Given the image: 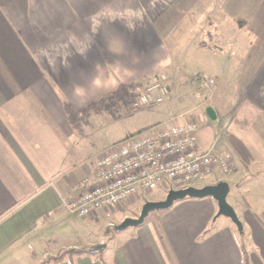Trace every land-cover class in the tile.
Segmentation results:
<instances>
[{
    "label": "crops",
    "instance_id": "0c3cea01",
    "mask_svg": "<svg viewBox=\"0 0 264 264\" xmlns=\"http://www.w3.org/2000/svg\"><path fill=\"white\" fill-rule=\"evenodd\" d=\"M127 10L139 16L134 31L119 19H104L84 56L73 47L65 65L42 55L60 49L70 35L87 33L90 17ZM177 30L210 39L207 49L193 42L196 50L213 48L217 71L204 74L220 88L204 128L217 127L212 138L199 127L196 138L202 151L232 156L227 203L242 231L227 218H215L216 202L205 198L175 202L114 235L106 230L109 221L99 220L104 226L86 236L66 213L69 190L92 174L99 153L132 134L123 129L118 140L106 136L117 111L103 112L101 102L167 68L165 38ZM113 35L126 42L120 55L108 50ZM246 35L253 64L228 98L221 85L224 66L231 64L222 57L229 44L232 58L242 53ZM93 77L102 86L85 103L66 102L71 84ZM184 96L177 113L190 105L182 107ZM171 108L140 110H152L163 121ZM216 184L212 177L201 187ZM100 245L105 248L89 253ZM242 248L248 264H264V0H0V264H43L56 257L62 258L58 264H243Z\"/></svg>",
    "mask_w": 264,
    "mask_h": 264
},
{
    "label": "built area",
    "instance_id": "2783aa9c",
    "mask_svg": "<svg viewBox=\"0 0 264 264\" xmlns=\"http://www.w3.org/2000/svg\"><path fill=\"white\" fill-rule=\"evenodd\" d=\"M164 77L137 93L134 110L159 107L168 89ZM199 89L209 96L216 80L206 74L197 76ZM198 124L183 116L162 121L150 128L126 135L98 154L94 171L72 185L64 206L78 219L111 218L137 195L143 197L164 189L202 188L212 177L217 184L227 183L234 172L228 152L202 151L197 144ZM112 225L109 223V226Z\"/></svg>",
    "mask_w": 264,
    "mask_h": 264
},
{
    "label": "rangeland",
    "instance_id": "374dc122",
    "mask_svg": "<svg viewBox=\"0 0 264 264\" xmlns=\"http://www.w3.org/2000/svg\"><path fill=\"white\" fill-rule=\"evenodd\" d=\"M191 25L194 26V21ZM229 26L232 27V24H229ZM177 32L178 33L176 34V31H174V34L171 38H165V42L168 45V49L170 50L171 54V60L167 68L159 70L152 77L141 78L129 85L123 86L122 88H119V90L113 97H106L102 100L101 110L103 112L109 110L113 115V107L117 111V123L113 126V128H110L106 131V136H113L116 138V140H118L124 134L123 129H127L130 133H135L139 130L141 131L152 127L153 125L151 124L155 121L158 122L159 120H162L161 118H156L152 110H134L132 109V106L136 101L137 93L143 91L149 84L151 85L158 83V81L161 80V77H164V85L168 89V96L164 104L155 108L165 113L168 106L172 107L170 109V114L166 116L165 120L170 119V117L176 118L177 116L182 115L184 120H194L199 125L200 129H203L204 131L206 130V132H204L205 136L207 138H212V136L214 135L213 130H215L217 126L215 125L206 128L204 127L208 125V121L206 118L207 110L212 109L213 111H215L214 106L216 102V95L219 92L220 87L217 89L218 80L212 77L216 80L217 86L213 91V94L209 96L207 90L199 89L197 76L204 73L211 75L214 74L215 71H217V65L212 53L213 48L203 51L196 50V48L193 47V42H196V44L206 49L208 48L210 39L205 34L204 37L200 38L196 37L199 35V33L197 32H179L178 30ZM243 40L247 43V45L243 48L242 53H238L237 56H234L235 58H232L230 54L231 52H233L232 50L234 49V46L229 44L227 46V50L225 51L226 53L224 57H222L226 60V63L228 62L231 64V66L223 65L225 68V79L222 81L221 85V93L227 94L228 98L232 97L233 93L236 91V86L239 87L237 82H242V80L244 79V75L246 76L247 73L251 71L250 69L253 64L251 37L246 35ZM176 41L179 44L178 46H176ZM230 41V38H228L226 44H228ZM178 57L181 58L182 63L181 61L177 60ZM184 95L187 96L188 101H186V103L182 107L184 108V106H187L189 104L190 105L183 112L177 113L176 102H178V100L184 102V100H186ZM124 110H126L127 115H124L126 114L124 113ZM221 120H224V117H220L217 123H220ZM103 121L105 122V118H103ZM110 132L112 133V135H109ZM219 132V134H221V131ZM219 134L217 136L220 137ZM166 194L167 191H162L160 187L148 197H143L139 194L129 203L124 204L120 209H118V211L112 213L109 220L103 217H100L99 220L109 221L108 223L115 225L116 227L127 218H138L141 208L144 204L143 200H145V202L161 201L165 198ZM153 213L155 212L150 213L151 216L153 215ZM148 218H150V216H148L146 219ZM69 220L72 221V223L74 222L73 225L75 229H78L79 232H83L86 236H90L91 233L95 235L96 232H99L98 229L104 226L103 223L99 221L100 224H93V230V226L89 225L90 223L87 221L80 222V220L77 218H70ZM106 230L113 235L117 234L116 232H114L115 230L112 227L108 226Z\"/></svg>",
    "mask_w": 264,
    "mask_h": 264
},
{
    "label": "clouds",
    "instance_id": "9594fccd",
    "mask_svg": "<svg viewBox=\"0 0 264 264\" xmlns=\"http://www.w3.org/2000/svg\"><path fill=\"white\" fill-rule=\"evenodd\" d=\"M104 19L115 20L119 19L124 23L128 31H134L139 20L137 13L127 10L120 15L101 16L99 14L90 17L88 20L89 31L82 33L80 36L70 35L67 42L61 46L60 49L51 52L45 51L42 53L44 56H50L53 60H61L65 65H68L70 59V49L75 47L76 54L84 56L93 43V38L99 33L102 28V21ZM108 50L114 55H120L125 51L126 42L119 35H113L107 40ZM101 82L98 78L93 77L90 80L82 83H73L65 100L68 103L77 102L85 103L88 99L90 91L95 88L101 87Z\"/></svg>",
    "mask_w": 264,
    "mask_h": 264
},
{
    "label": "water",
    "instance_id": "95a60500",
    "mask_svg": "<svg viewBox=\"0 0 264 264\" xmlns=\"http://www.w3.org/2000/svg\"><path fill=\"white\" fill-rule=\"evenodd\" d=\"M210 109L207 113H210ZM229 193V185L225 182H220L212 186H204L202 188H187L184 190H170L165 198L156 202H145L141 208L138 218H127L121 224L115 227V232L119 233L128 228H135L141 226L145 219L152 212L164 211L169 209L175 202L184 199H205L211 198L216 202L217 213L215 218L224 217L229 219L239 231H242V225L239 222L234 209L227 203V196ZM105 248L100 245L94 249L89 250L90 254L98 253Z\"/></svg>",
    "mask_w": 264,
    "mask_h": 264
},
{
    "label": "trees",
    "instance_id": "16d2710c",
    "mask_svg": "<svg viewBox=\"0 0 264 264\" xmlns=\"http://www.w3.org/2000/svg\"><path fill=\"white\" fill-rule=\"evenodd\" d=\"M113 229H115V226L113 227ZM241 250H242V263H243V264H248V263H247V257H246L245 250H244L243 248H242ZM71 253H73V252H71ZM61 260H62L61 257L47 258V259L43 262V264H58V263L61 262Z\"/></svg>",
    "mask_w": 264,
    "mask_h": 264
}]
</instances>
